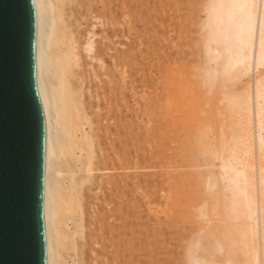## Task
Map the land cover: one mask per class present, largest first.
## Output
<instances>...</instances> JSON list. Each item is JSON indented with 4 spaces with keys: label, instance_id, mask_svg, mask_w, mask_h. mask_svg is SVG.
I'll use <instances>...</instances> for the list:
<instances>
[{
    "label": "bare ground",
    "instance_id": "bare-ground-1",
    "mask_svg": "<svg viewBox=\"0 0 264 264\" xmlns=\"http://www.w3.org/2000/svg\"><path fill=\"white\" fill-rule=\"evenodd\" d=\"M33 3L34 74L46 124L45 264H133L132 184L138 173L132 172L126 146L127 101L126 114L114 113L119 107L112 39L115 1ZM201 3L200 58L195 63L200 86L208 92L226 75L229 82L245 75L248 88L206 98L203 119L208 121L188 133L200 147L197 164L187 156L196 169L187 172L180 168L187 164L166 160L173 167L167 171L173 189L168 198L165 194L167 203L172 200L168 221L175 225L184 210L192 209L201 222L184 241L185 264H264V0ZM84 18L89 24L83 25ZM172 99L168 96L167 109ZM176 103L177 97L174 108H179ZM192 176L204 192L194 206L180 186ZM176 231L165 234V242H173Z\"/></svg>",
    "mask_w": 264,
    "mask_h": 264
},
{
    "label": "rangeland",
    "instance_id": "rangeland-1",
    "mask_svg": "<svg viewBox=\"0 0 264 264\" xmlns=\"http://www.w3.org/2000/svg\"><path fill=\"white\" fill-rule=\"evenodd\" d=\"M114 1V8H116L114 20L117 27L112 37L116 55L114 71L116 86L114 88H119L117 92L119 111L116 109L114 113L120 112L117 116L126 114L127 110L124 107L125 101H127L129 111L124 119H128L129 133L126 146L129 148L131 169L134 168L132 172L139 174L133 177L132 184V199L134 203L136 202L133 209H138L137 211L133 210L131 215V229L134 238L133 264H185L181 258L184 241L193 231L197 230L201 222L192 209L188 213L187 210H184L183 218L180 217L175 225L174 222L168 221L172 215V200L167 203L166 195L173 193L170 185L172 181H167V175L170 174L167 171L173 170L170 162L173 163L175 160V165L178 163L179 165L187 164L188 166L180 167L187 172L190 171L191 160V164H197V159H199L197 151L200 147H197L193 134H189L195 132L197 124L200 123V126L197 125V127H201L202 121H208L206 118L203 119L204 106L207 105L206 98H216L223 91L243 92L244 88H248L247 79L245 75H242L232 78L229 82V76L226 75L219 80L217 86L215 85L208 92L204 89V85L200 86L201 74L199 77L196 64L200 58L199 39L201 34L198 23L202 19L203 12L200 9L202 0ZM191 3L193 4L191 5ZM85 24H89V21L84 18L83 25ZM101 79L102 85L106 88L105 76L102 75ZM228 82L230 83L229 87ZM224 86L228 88H224ZM121 88L125 89L122 94ZM124 94H126L125 100ZM168 96L173 98L169 101L170 104L168 103L169 109L166 107ZM176 97V107L179 108H174ZM167 111L170 112V117H167ZM117 116L115 119L118 121ZM116 124L113 131L116 130ZM124 130L121 127L122 134ZM186 135L189 139L191 138L189 136H192L191 141L188 140L191 142H189L191 148L187 144ZM193 141L195 146H192ZM183 144H187L188 147ZM187 156H192L193 159L188 157L189 161ZM196 157L198 158L196 159ZM170 159L171 161H166ZM192 168L191 170H193ZM192 178L188 181L189 183L187 178H183L180 186H182L183 196L187 195L188 202L194 206V203L196 205L202 201L204 192H202V187L198 186L200 182L196 177L192 176ZM199 187L201 188L199 189ZM193 189L194 193L192 194ZM198 189L201 191L199 192ZM168 190L171 191L168 193ZM150 198L152 199L150 200ZM194 217L197 220H192ZM190 227L193 229L191 230ZM181 228L185 230L183 231ZM170 230L173 231V234H176V230L179 233L175 235L176 239H173V242H165L164 235H167ZM179 245L180 247H178ZM178 250L180 251L178 252ZM137 251L139 252L137 253Z\"/></svg>",
    "mask_w": 264,
    "mask_h": 264
},
{
    "label": "water",
    "instance_id": "water-1",
    "mask_svg": "<svg viewBox=\"0 0 264 264\" xmlns=\"http://www.w3.org/2000/svg\"><path fill=\"white\" fill-rule=\"evenodd\" d=\"M33 0H0V264H45L46 124Z\"/></svg>",
    "mask_w": 264,
    "mask_h": 264
}]
</instances>
